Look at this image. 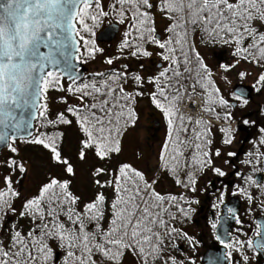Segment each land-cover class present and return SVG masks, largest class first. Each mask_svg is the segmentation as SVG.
<instances>
[{
    "label": "snow or ice",
    "instance_id": "6c2138e0",
    "mask_svg": "<svg viewBox=\"0 0 264 264\" xmlns=\"http://www.w3.org/2000/svg\"><path fill=\"white\" fill-rule=\"evenodd\" d=\"M157 13L169 21L163 35L155 26ZM108 16L126 24L121 55L106 57L110 67L85 76L77 63L104 51L89 37ZM190 36H198L204 48L231 49V61L218 65L219 81L231 86L227 94ZM149 45L160 50L156 55L164 62L155 75L145 77L128 64L113 66L124 58L150 57ZM234 71L240 83H232ZM249 77L251 84H244ZM49 89L74 98L59 97L65 107L52 118ZM252 92L264 94V0H112L107 9L103 0H0V264H123L128 255L136 264H185L174 252L182 251L179 241L199 243L184 225L196 212L195 194L208 172L222 185L208 181L213 195L219 193L214 209L234 187L231 194L243 196L249 212L264 211V127L254 141L245 135L257 126L244 111ZM144 96L166 121L157 168L184 190L178 195L157 191L151 169L113 161L136 124V105ZM257 108L264 115V107ZM34 121L57 131H33ZM74 122L81 134L77 158L85 161L91 153L98 162L89 170L92 191L86 199L72 191L69 177L76 169L59 131ZM214 129L221 147H215ZM18 141L45 150L58 170L45 173L27 194L21 186L31 179L30 163L20 155ZM234 141L251 144L240 160L245 171L235 163L238 152L226 147ZM224 165L241 184L223 179L229 175ZM226 211L210 219L212 229L229 218L239 226L236 237H230V226L224 232L230 238L215 237L226 250L224 264H248V250L264 255V223L256 222L255 238L241 239L247 235L241 218L231 207ZM219 260L213 254L208 264Z\"/></svg>",
    "mask_w": 264,
    "mask_h": 264
},
{
    "label": "rangeland",
    "instance_id": "374dc122",
    "mask_svg": "<svg viewBox=\"0 0 264 264\" xmlns=\"http://www.w3.org/2000/svg\"><path fill=\"white\" fill-rule=\"evenodd\" d=\"M109 0H103L104 7L107 6ZM168 20L164 19L159 15V13L155 16V26L158 30V33L163 35L164 29L167 27ZM109 23H112L110 20H106L103 27L108 25ZM119 24V23H118ZM101 27V29L103 28ZM120 31L116 38L112 41L107 43L99 44L97 41V46L104 49L102 53H97L96 58L89 59L86 62H81L85 68L86 72H94V71H103L107 67H110L104 63V60L106 57H116V50L118 49L120 41L124 38L123 33L126 30L124 25L119 24ZM100 29V30H101ZM99 30V31H100ZM96 40V39H95ZM196 42V46L198 50L201 51L202 55L205 57V62L209 65V67L213 70L214 74H216L217 83L218 86L222 89V91L227 94L231 90V86L227 85L221 81H219L218 77L219 75H222L223 73L220 72V69L218 67L219 61L218 56L219 52L226 48L225 55L227 58H225V62H230L232 59L231 56V49L228 47H221L220 45H209L207 48L202 47L200 44H198V41L194 39ZM148 50L151 51L153 54L150 57H144L139 59V63L136 61L130 62V58H124L117 61H114V65L120 66L126 62L129 64L134 72H139L141 75L147 77L151 76L156 73L157 64L158 63H164L159 56L156 55V52L160 51L155 46L150 45L148 46ZM225 56V57H226ZM222 61V60H221ZM153 62V63H152ZM143 65V67H141ZM159 68V67H158ZM240 69H237L236 71H239ZM236 71L229 73V76L232 80L233 84L240 83L238 81L236 76ZM252 82V78L249 77L248 80L243 81L244 84L250 85ZM66 81L63 82L65 88H66ZM149 90H151V86H148ZM255 93V92H254ZM66 96L70 102L74 100L73 97L69 96L68 93L65 92H54L52 94H49L47 97V104L49 112H52L53 109H61L64 107L63 104L59 103V97ZM139 102L136 105V113H137V121L134 127H131L129 130H127L126 134L123 136L122 139V151L118 156L113 157V161L120 160L125 161L133 164L134 167L144 170L145 167L148 169H151V175L154 177L158 183L156 185L157 190H168L169 186L165 185V182H169V180H165L164 177H158L157 171L159 170L157 168V158L158 154L160 152V149L162 145L158 144L157 142L160 139H163V142H165L167 138V124L163 117V114L155 108V106L150 102L149 98L147 96L138 98ZM187 98H185V101ZM255 102L259 103L261 107H264V94L255 96ZM185 105V104H184ZM257 109V105H251L244 109L245 113H249V111H255ZM149 114H153V116L158 119L161 124V127L158 131V136H160V139L155 140L154 137L151 135V128H148L147 125L149 124ZM252 120H256L257 123H264V115H261L260 112L255 115ZM261 126H258L260 128ZM256 130V129H255ZM259 130V129H258ZM214 132H216L214 130ZM219 136H218V134ZM216 136L219 138L220 133L216 132ZM259 134V132H258ZM81 134L79 133L76 126L71 125L64 129V136H63V150L64 153L71 159L72 163L75 166L76 169V176L75 177H69V179L73 180V183L71 185L72 191H74L76 194L82 196L83 198H87L91 191H92V184L90 182V169L92 168L94 163H98L94 161L91 157V153H89V158L85 161H80L76 156V150L78 148V140L80 139ZM239 137V134H237ZM256 138L252 139L253 141ZM240 142L234 141V143L230 146H226L229 148V150L236 151L239 147ZM164 144V143H163ZM18 146L20 149V155L22 157H25L29 163V176L31 177L30 180L26 179L24 180L22 184V191L27 194L28 192H31L34 190L36 182L41 180L45 173L47 172H53L56 173L58 170L51 165L49 159H48V153L43 150L42 148L38 146H32L28 145L22 142H18ZM215 147H221L219 140L215 142ZM251 148V144H247L246 151L247 152ZM4 152H7V149H3ZM138 153H141L143 155V159H140L138 156ZM244 154L239 158L237 161V166L240 168L241 171H245L244 166L240 164V160H243ZM227 167V169H225ZM225 171L229 173L231 170L227 165H224ZM214 175L211 172H208L206 176L202 177L199 181V187L202 189L201 191H198L195 196L200 201L199 204H195L196 212L195 215L198 214L200 206H205L203 203V200L206 199V196L209 195L210 199L209 201V209L214 213V217L217 216V211H219V214H221V208L219 210H216L212 207L213 203L216 202V196L219 195V193H216V195H213V192L208 194V181L214 179ZM242 182L239 180V178H235L234 185L235 184H241ZM206 189V190H204ZM210 190V189H209ZM106 193L110 194V190H105ZM235 191V188H229L227 190L228 194L232 197H237L240 201L242 206L240 207V211L238 216L241 218L243 222V231L247 233L245 236H240L241 239H248L250 237L254 238L253 233L251 236V232L249 231V225L248 223L254 225L256 218H258V215L262 213L259 208H254L251 212L248 211L250 204L245 200L243 196L240 195H232L231 193ZM228 195L225 196V201L228 199ZM257 203H259V199H257ZM205 208V207H204ZM197 218V216H196ZM206 222L204 220H197V222H192L188 227L185 229L189 232L191 236L195 238L197 243L195 247L189 246V244L185 241H179L181 246V253L177 256L178 259L185 260V264H200V258L205 250L207 245H210L215 239V233L214 229L210 227V223L205 224ZM239 227L235 225L233 227V230L231 232V237H236L238 234L236 233L235 229ZM255 227V226H253ZM183 252V253H182ZM249 256V262L248 264H255L256 255L253 254V252L249 253L247 251L246 253ZM233 255L239 258V253L233 252ZM190 258V259H188ZM123 264H136L134 257L132 255H128L124 258Z\"/></svg>",
    "mask_w": 264,
    "mask_h": 264
},
{
    "label": "flooded vegetation",
    "instance_id": "af4514ba",
    "mask_svg": "<svg viewBox=\"0 0 264 264\" xmlns=\"http://www.w3.org/2000/svg\"><path fill=\"white\" fill-rule=\"evenodd\" d=\"M99 43V42H98ZM99 44H102V43H99ZM108 44V43H107ZM226 48H224L223 50H221L220 52H219V56H218V61H219V63H222V62H225V58H227V56L225 55V50ZM226 56V57H225ZM222 60V61H221ZM153 63V62H152ZM162 63H158L157 64V69L156 70H158L159 68L158 67H160V65H161ZM219 65V64H218ZM85 74H87V72L85 73ZM84 74V75H85ZM64 79V78H63ZM65 81H67L66 79H64ZM255 96H257V94L256 93H254V92H252L251 93V102H250V104L251 105H257V106H259V107H261L260 106V104L259 103H256L255 102ZM249 113H252V115L250 116V118L252 119L253 117H254V113H255V115L256 114H258L259 113V111H258V108L257 109H255V111H249ZM160 122L161 121H159L158 119H156L154 116H153V114H149V124L147 125V127L148 128H151V130L152 131H154V132H151V135L154 137V139L155 140H158V139H160V136H158V131H159V129H160V127H161V124H160ZM258 126H261V127H264V123H257V126L255 127V128H250V129H248V131L245 133V135H246V137H247V139L248 140H252V139H254V138H257V136L259 135L258 134V132H259V128H258ZM256 129V130H255ZM215 130V129H214ZM158 144H160V145H163V139H160L158 142H157ZM247 142H243V143H239V147L237 148V152H238V150L241 148V146H242V148H241V152H240V154H239V158L245 153V151H246V148H247ZM237 161L238 160H236L235 161V163H236V165H237ZM238 167V166H237ZM225 169H227V167H225ZM233 169H231L230 171H229V175H228V177H226V178H223V179H225V181L226 182H229V183H231V184H233L234 185V181H235V178H236V176L235 175H233ZM213 181H215L216 182V187L217 188H221L222 187V185L219 183V179L217 178V177H214V179H213ZM230 188H232V187H230ZM210 189V190H209ZM209 189H208V194L211 192H213L212 191V189L209 187ZM229 190V189H228ZM226 195H228L227 196V200L225 201V202H227L228 200H229V198H231L232 196H230L229 194H228V192H227V194ZM210 199V196L209 195H207L206 196V199L205 200H203V203L205 204V206H200V208H199V211H198V214H197V218L193 221V222H197V220H204L206 223L205 224H208V223H210V219L211 218H213L214 217V213L209 209V200ZM239 200V199H238ZM242 206V204H241V201H240V207ZM205 207V208H204ZM222 207V206H221ZM239 211H240V209H239ZM264 212V211H263ZM260 213L259 215H258V218L259 217H264V213ZM239 214V212L237 213V215ZM258 218H256V220H255V224H256V222H257V219ZM255 224L254 225H252L251 223L249 224L248 223V225H249V231L251 232L250 234H251V236H252V233H253V231H255V227H253V226H255ZM235 226V223H234V225H233V227ZM233 230V229H232ZM255 238V237H254ZM216 242L215 241H213L211 244H215ZM210 244V245H211ZM208 246V245H207ZM253 254H254V252H253ZM258 257L259 256H257L256 255V260H255V264H257V259H258ZM261 262H263L264 263V256H261Z\"/></svg>",
    "mask_w": 264,
    "mask_h": 264
},
{
    "label": "water",
    "instance_id": "95a60500",
    "mask_svg": "<svg viewBox=\"0 0 264 264\" xmlns=\"http://www.w3.org/2000/svg\"><path fill=\"white\" fill-rule=\"evenodd\" d=\"M119 31H120L119 24L115 22L109 23L96 34V41L99 43L112 42L118 35ZM77 70L83 73V75L86 72V68L81 62L77 63ZM64 79L68 81L66 77ZM33 131H34V128H33ZM21 135L23 136L24 133L22 132ZM241 148L238 150V155L241 152ZM229 207L233 208L237 214L240 208V201L236 197L229 198V200L226 203H224V205L222 206V214L220 216L228 215L226 209ZM257 222L264 223V217H259L257 219ZM233 225H234V221L231 220L230 218L226 220L221 219L220 223L217 226V229H215V237L217 235H220L224 239L230 238L229 236H225L224 232H225V229L228 228L229 226L231 227V230H232ZM225 251L226 250L223 249L219 241L216 240L215 244L209 245L205 248V250L203 251L201 255L200 264H208L209 257L212 256L213 254L220 257L219 264H224V260L221 254ZM261 256H264V255H261ZM261 256L258 257L257 264H264L263 262H261Z\"/></svg>",
    "mask_w": 264,
    "mask_h": 264
},
{
    "label": "trees",
    "instance_id": "16d2710c",
    "mask_svg": "<svg viewBox=\"0 0 264 264\" xmlns=\"http://www.w3.org/2000/svg\"><path fill=\"white\" fill-rule=\"evenodd\" d=\"M112 2V0H109L108 1V4H107V6L105 7L106 9H107V7H108V5L110 4ZM106 20L108 21V20H110V21H112V22H116V23H118L117 22V18L115 17V16H108V17H105V18H103L102 19V21H101V23H100V25L96 28V29H94V31L96 32V34L99 32V30L101 29V27H103L104 26V24H105V22H106ZM168 24H169V22H168ZM168 24H167V26H168ZM125 26V29H126V24L124 25ZM85 35H88V34H85ZM96 37V36H95ZM95 37H89V38H92V39H95ZM194 39H196L197 41H198V44H199V37L198 36H196V37H192V36H190L189 37V40H190V42H193V43H196L195 41H194ZM123 40V39H122ZM121 40V41H122ZM121 41H120V43H121ZM120 43H119V45H120ZM150 46V45H149ZM81 51H83V49H81ZM115 54H116V56H118V55H121V53L119 52V46H118V49L116 50V52H115ZM141 58H144V57H141ZM89 60V59H88ZM130 60V62H132V61H136V62H138L139 60H137V59H135V58H130L129 59ZM132 60V61H131ZM139 63V62H138ZM124 64H127L126 62H124ZM129 65V64H128ZM114 67H119V66H117V65H115ZM108 68V67H107ZM129 69L131 70V71H133L134 72V70H133V68L129 65ZM159 70V69H158ZM158 70L156 71V73L158 72ZM90 73H92V72H90ZM90 73H87V74H85V76H88ZM155 73V74H156ZM155 74H153V75H155ZM63 82H65V80L64 79H62V83ZM67 83H66V88H67V86H68V83H69V81H66ZM56 93V92H60V91H57V90H55V89H49V91H48V93H47V96L49 95V94H52V93ZM150 100V99H149ZM150 102H151V100H150ZM65 107V106H64ZM63 107V108H64ZM63 108H61V109H53L52 110V112H49V117L50 118H52V114H54L55 112H57V111H62L63 110ZM71 118V117H70ZM73 125L75 126V122L73 123ZM66 127H68V126H65V125H61V126H59V131H61V132H63L64 133V129L66 128ZM130 129V128H129ZM128 129V130H129ZM35 130H40V131H44V132H48V133H53V132H55V131H57V129H54V128H50V127H46V128H40V123H39V121H35L34 122V131ZM152 132H154V131H152ZM218 134V133H217ZM216 134V132H215V135H217ZM218 136H219V134H218ZM217 137V136H216ZM217 139L219 140V138L217 137ZM217 139H216V141H217ZM19 142V141H18ZM63 142H64V140H63ZM157 174H158V179H159V177H164L165 178V180H169V182H165V185H168L169 186V189L168 190H157V191H160L161 193H168V192H171V193H173V194H180L181 192H183L184 190L180 187V186H178V185H176L175 184V182H174V178L170 175V174H168V173H165V172H162V171H160V170H158L157 171ZM191 195V194H190ZM259 195V194H258ZM193 207L194 208H196L194 205H193ZM264 213V212H263ZM196 216L197 215H195V213L192 215V218L189 220V221H187L186 223H185V225H184V228L186 229L187 227H188V225H190L195 219H196ZM255 224V223H254ZM249 251V253H251V252H253L252 250H248ZM181 253V251H177V252H174V255H176V256H178L179 254ZM183 253V252H182Z\"/></svg>",
    "mask_w": 264,
    "mask_h": 264
},
{
    "label": "built area",
    "instance_id": "2783aa9c",
    "mask_svg": "<svg viewBox=\"0 0 264 264\" xmlns=\"http://www.w3.org/2000/svg\"><path fill=\"white\" fill-rule=\"evenodd\" d=\"M197 103H198V104L200 103V101H199L198 98H197ZM184 110H185V111L188 110V101H187V100L185 101Z\"/></svg>",
    "mask_w": 264,
    "mask_h": 264
}]
</instances>
